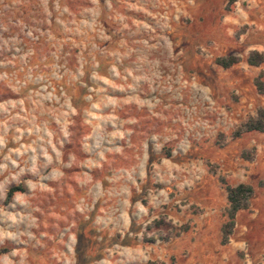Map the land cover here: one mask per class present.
<instances>
[{
  "label": "rangeland",
  "instance_id": "rangeland-1",
  "mask_svg": "<svg viewBox=\"0 0 264 264\" xmlns=\"http://www.w3.org/2000/svg\"><path fill=\"white\" fill-rule=\"evenodd\" d=\"M252 50L264 0H0V264H264Z\"/></svg>",
  "mask_w": 264,
  "mask_h": 264
},
{
  "label": "trees",
  "instance_id": "trees-1",
  "mask_svg": "<svg viewBox=\"0 0 264 264\" xmlns=\"http://www.w3.org/2000/svg\"><path fill=\"white\" fill-rule=\"evenodd\" d=\"M239 61L240 57L233 54L219 56L215 59V62L223 68H229ZM246 61L249 65L260 66L264 62V53L252 50L249 52ZM253 83L257 92L264 95V72L262 70L254 77ZM250 131L264 132V106L257 108L254 115L243 121L234 131L233 137H238ZM241 156L248 160L253 158L247 151L242 152ZM220 181L226 191L227 199L225 208L226 220L221 225L220 241L221 244H227L236 224V214L239 210L246 209L249 206L250 200L254 195V188L252 185L243 182L235 185L229 184L223 177L220 178ZM258 186L264 187V179L258 181ZM22 189L21 185L10 186L6 193V200H9L15 192L22 191ZM180 229L184 231L186 227Z\"/></svg>",
  "mask_w": 264,
  "mask_h": 264
},
{
  "label": "crops",
  "instance_id": "crops-1",
  "mask_svg": "<svg viewBox=\"0 0 264 264\" xmlns=\"http://www.w3.org/2000/svg\"><path fill=\"white\" fill-rule=\"evenodd\" d=\"M241 210H243V209H241ZM241 210H239V211H241ZM239 211H238V212H239ZM238 212H237V214H238ZM237 214H236V216H237ZM235 220H236V218H235Z\"/></svg>",
  "mask_w": 264,
  "mask_h": 264
}]
</instances>
